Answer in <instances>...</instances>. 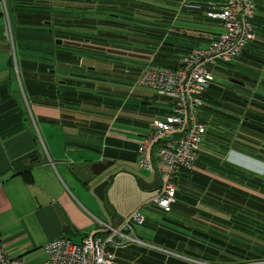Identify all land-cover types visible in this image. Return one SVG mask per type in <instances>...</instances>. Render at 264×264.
<instances>
[{
	"label": "crops",
	"instance_id": "1",
	"mask_svg": "<svg viewBox=\"0 0 264 264\" xmlns=\"http://www.w3.org/2000/svg\"><path fill=\"white\" fill-rule=\"evenodd\" d=\"M223 2L0 0V241L9 258L21 264H41L46 260L47 242L65 237L80 243L96 236L114 255L113 264H215L209 257L212 244L229 258L231 263L225 264L246 263L242 258L235 263L230 259L225 238L233 232L231 208L245 213L248 199L225 193L250 192L243 183L246 176L264 177L228 163L226 155L237 148L233 136L241 134L245 148L236 150L264 160V72L256 85H250L238 81L243 76L234 71L238 63L234 59L228 62L231 66L220 63L215 70L220 79L216 76L219 85L213 87L224 90V104L234 108L230 112L226 108L232 117L231 126L225 128L231 147L222 153L215 144L219 137L207 129L190 172L204 177L198 182L207 180L206 185H211L213 180L224 185V199L202 191L190 199L192 192L201 190L199 183L191 184L189 176L181 173L171 211L144 206L157 216L143 215L144 223L131 231L121 225L129 212L109 198V186L107 205L94 194L104 180L111 185L120 174L133 179L126 168H109L117 161L136 162L133 152L151 122L171 113L173 99L146 89L138 90L142 107L130 102L128 96L138 89L135 84L142 70L146 66L173 70L182 57L206 48L223 26L206 15L204 6ZM253 2L254 27L258 25L262 35L255 34L247 47L262 55L264 0ZM256 7L263 9L259 18ZM92 8L98 18L88 15ZM163 45L164 52L155 55ZM247 47L242 56L247 55ZM225 78L242 84L243 90L226 84ZM154 97L162 99L163 105L149 111L144 105ZM249 112L261 116L262 130L257 135L235 122ZM118 122L141 128L138 141L122 134L115 126ZM105 162L111 165L94 175L93 165ZM154 178L143 180L152 184ZM134 183L142 192L157 193V188L145 191ZM123 205H128L126 199ZM241 218L236 219L242 222ZM105 226L120 234L114 235ZM239 233L236 236L242 237L243 232ZM111 236L114 243L107 242ZM206 244L207 250L202 249Z\"/></svg>",
	"mask_w": 264,
	"mask_h": 264
},
{
	"label": "built area",
	"instance_id": "2",
	"mask_svg": "<svg viewBox=\"0 0 264 264\" xmlns=\"http://www.w3.org/2000/svg\"><path fill=\"white\" fill-rule=\"evenodd\" d=\"M207 16L219 20L223 31L206 48L184 56L177 70L146 66L135 84L174 101L168 116L151 122L135 152L139 169L159 180L156 195L145 205L164 212H169L175 202L178 173L194 168L205 143L206 126L198 120L197 110L203 104V93L214 79V69L239 56L255 38L253 0H224L221 6L209 8ZM143 223L144 216L135 211L121 225L132 231L134 225ZM105 228L114 235L120 234L111 226ZM112 236L107 242L114 243ZM105 244L96 236L86 237L80 243L56 238L44 245L46 260L41 264H113L114 255L105 249ZM0 264H21L19 259L5 254L1 241Z\"/></svg>",
	"mask_w": 264,
	"mask_h": 264
},
{
	"label": "rangeland",
	"instance_id": "3",
	"mask_svg": "<svg viewBox=\"0 0 264 264\" xmlns=\"http://www.w3.org/2000/svg\"><path fill=\"white\" fill-rule=\"evenodd\" d=\"M256 1V0H254ZM257 13H256V18H259L258 15L262 16L261 12L263 11V9L261 8H257ZM89 16H93L94 18H98V14L95 13V11L93 10V8L88 12ZM121 18H126L125 16H120ZM258 22H260V19H258ZM98 25V24H96ZM258 25L255 26V34L258 35H262V32H260V30L258 29ZM93 29V32H96V29L94 28H90ZM260 33V34H259ZM250 43V42H249ZM248 43V44H249ZM248 44L246 45V47L248 46ZM249 47H247V55L245 56H240L238 59H234L233 61L238 62L236 63L237 66L234 69L235 72H238L239 74H241V76H243V78H240L242 80H238L241 83H245L247 82L250 85H256L257 81H259V77L260 75L264 72V54L262 55H256L251 53L248 50ZM249 55H253L252 57ZM256 57V58H255ZM255 58V59H254ZM262 59V62L261 60ZM229 64V63H228ZM227 66H231V64L227 65ZM218 79H220L219 77H217ZM231 78L236 79V75H233ZM216 79L214 83H217L219 85V80ZM224 81H226V84L234 86L237 89L243 90V86L242 84H233L230 81H227V78L224 79ZM140 88V89H139ZM149 90L152 91L148 88H144V87H138V89L136 91H133V95L132 96H128L130 102L134 101L135 105H137L138 107H142V101H139L140 99L138 98L139 95V91L138 90ZM148 105H144V107L149 108V111L155 110V109H160L161 105H163V100L158 98V97H154L153 99H150L148 101ZM225 108H227V110H232L234 111V108L231 107V105H229L228 102H226V104H224ZM152 109V110H151ZM230 112V111H229ZM197 118L205 123L207 129H209L210 131V135H212L213 133H215L217 136L221 130V132L223 131L224 128H229L230 122H232V117L231 116H226V120L222 119V116L217 113V110L214 109L211 106H207V107H200L197 110ZM116 127H118V129H120L121 133L124 135H127L128 138L132 139V140H136L138 141L139 137H137L138 133H140L141 128H139L138 126H134V125H130V124H121V123H116L115 124ZM141 130V131H139ZM139 131V132H138ZM117 167H122L123 169L126 168L125 170L130 172L133 179L120 174L118 175L116 178H114V181L111 185H109L108 189V195L109 198H113L116 201L121 202L122 205V209L124 211L127 210V212H129L127 215L129 216L131 213L135 212V211H139V213L141 215H145V216H151V217H156L157 213L149 210L146 206L145 203L151 199L155 194V192H142L138 189V187L135 186V182H137L138 178H142L144 179L146 182H150L152 181V179L154 178V175H151L148 172L145 171H141L137 165V163L133 160H126L125 162L123 161H117L115 163V165H112L109 170L115 168L117 169ZM107 170V171H109ZM137 185V183H136ZM107 189V190H108ZM126 199V201L128 202L127 206L123 205V201ZM127 215H125L123 218L124 220L128 217ZM260 232H258L254 238H250L247 237L245 235H242V237L240 236H236L234 232H231L229 234L226 235L225 238V242L227 243V245L230 246L226 247L225 249L232 253V261L235 263L236 259H240L242 258L243 261H245L246 263L244 264H264V261H257V262H253V261H247L249 259V257H251L250 255L252 254H257L259 252H262L263 249L260 248V246L262 247L261 241H259V239H262V243H263V236ZM261 237V238H260ZM208 245H203L202 249L207 250L206 247ZM214 246L213 244L211 245V255L209 256L215 264H225V263H231L229 261V258H224L223 254L220 255L222 253V251L220 249H218V247L214 248L212 247ZM208 249V250H209ZM217 254H216V252ZM220 253V254H219ZM208 257V256H206ZM232 262V263H233Z\"/></svg>",
	"mask_w": 264,
	"mask_h": 264
},
{
	"label": "trees",
	"instance_id": "4",
	"mask_svg": "<svg viewBox=\"0 0 264 264\" xmlns=\"http://www.w3.org/2000/svg\"><path fill=\"white\" fill-rule=\"evenodd\" d=\"M212 6L219 7V5H216V4H212V3L207 4V5L204 6V9H205L206 13L208 12V9L211 8ZM192 7H196V6L193 5ZM253 25H254V20H253ZM254 34H255V27H254ZM245 49H246V47L239 54V56H241L244 53ZM153 50H155V48H153ZM158 50H159V52L157 54L155 53V55H158L161 52L162 53L164 52V45L159 47ZM156 51H157V47H156ZM239 56H237L236 58H238ZM260 60L262 62V59H260ZM180 66H181V63H179L178 67L173 69V70H177ZM218 67L219 66H217V68ZM153 69H156V68H153ZM215 70H216V68L214 69V79H213V81L209 84V86L207 87V89L205 90V92L202 95L203 104H202L201 107H207V106L213 107L214 109L217 110V113H219L222 116V119L226 120L227 119L226 116H228V115H227V112H226V108L224 106V100L227 98V94L224 93L223 92L224 90L220 89V87L219 88L218 87H216V88L213 87V84H214V82L216 80V76L218 77V74L215 73ZM222 75H223V73H222ZM211 86H212V89H210V93L208 94V90H209V88ZM242 102H243V100H242ZM247 115L248 116H246L245 118L235 119V122H236V124H238V126L242 123L243 127L245 126L247 128V130L250 131V133H253L254 135H257L256 132L262 130L261 129L262 127L260 126V125H262L261 124V122H262L261 116H259L256 112H249ZM204 125H205V123H204ZM238 126H236V127H238ZM227 134H228V131H226L225 128H224L223 131L221 132V130H220V132L218 134L219 139L216 138L217 141L215 142V144L217 145V149L221 150L222 153L227 151L231 147V145L228 142L229 139H228ZM213 135H216V134L213 133ZM206 136H208L207 135V127H206ZM241 137L243 138V136H241V134H239V136H236V135L233 136V141H235V144H236L234 146L237 147L236 149H238V150H242L243 148H245V147H243L244 143H242L243 139H241ZM253 137L256 138L255 136H253ZM253 140L255 141V139H253ZM137 146H136V148H135V150L133 152V156H134L135 160H136V153L135 152H136ZM241 147H243V148H241ZM196 162H197V160H196ZM196 162H195V164H196ZM212 167L213 166L210 165V168H212ZM218 171L222 172L223 170L221 169V170H218ZM181 173L182 174L186 173L185 175L189 176L191 184H193V183L198 184L199 183L201 185L200 186L198 184V186H197L198 189H201V190L196 191V192L195 191L192 192V194L190 195V199H193L195 197L200 196V191H202V193L203 192L207 193V195L212 194V196H214L215 198H218V199L219 198L224 199L226 197V196L223 195L224 194V190H223L222 187H224V185H222L218 181L214 182L213 180H211V185H208V184L206 185V183H207L206 181L207 180L204 181V182L196 181V180H201V179L205 180V179H203L204 178L203 176H198L196 174H193V172H190V171H180L178 173V177H179V175ZM246 177H247L248 180L246 179L247 181L243 182V183H245L247 185V188L250 190V192H246L245 194L244 193H240V191H238L237 193L231 192L232 194L225 193L226 195H231L233 198L234 197L235 198H237V197L239 198L240 196H244V197L246 196L245 198L248 199L247 209L244 208V210H243V211H246L245 213L240 212V210H242V209H240L239 207L231 208L232 211L234 212L231 225L233 227V232L235 233V235L240 234L239 232H241V233L243 232V235H245V236L247 235V237L254 238V236L258 232H260L262 234L263 243H262V239L261 240L259 239V241H261L262 247L260 246V248L263 249V251L259 252L258 254L256 252V254L250 255L251 257H249V259L247 261H249V262L250 261H253V262L264 261V178H257V177H253V176H246ZM220 178H222V176ZM176 184H177V181H176ZM194 190H196V189H194ZM176 195H177V193H176ZM256 201H257V203H256ZM175 202H176V196H175ZM175 202H174V204H175ZM237 209H239V210H237ZM236 218H241L242 222H239L240 220L237 221ZM219 239H223V238L219 237Z\"/></svg>",
	"mask_w": 264,
	"mask_h": 264
},
{
	"label": "clouds",
	"instance_id": "5",
	"mask_svg": "<svg viewBox=\"0 0 264 264\" xmlns=\"http://www.w3.org/2000/svg\"><path fill=\"white\" fill-rule=\"evenodd\" d=\"M226 160L230 164L243 168L248 173L264 177V160H258L256 157L236 149L229 150Z\"/></svg>",
	"mask_w": 264,
	"mask_h": 264
},
{
	"label": "water",
	"instance_id": "6",
	"mask_svg": "<svg viewBox=\"0 0 264 264\" xmlns=\"http://www.w3.org/2000/svg\"><path fill=\"white\" fill-rule=\"evenodd\" d=\"M111 165L110 162H105V163H97L94 164L92 167V172L94 175L98 176L101 172H103L105 169H107L109 166ZM95 168H99L98 170H95ZM139 187L145 191H151L154 190L155 188L158 187V178L155 177L154 178V182L152 184H148L146 183L143 179L139 178L137 180ZM111 183V181L109 180H104L103 182H101L100 184H98L95 188H94V194L95 196L102 202L108 203V199H107V195H106V190L107 187L109 186V184ZM183 244H179L178 246V250H182V246Z\"/></svg>",
	"mask_w": 264,
	"mask_h": 264
}]
</instances>
